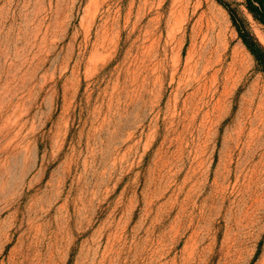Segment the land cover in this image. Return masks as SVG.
I'll return each mask as SVG.
<instances>
[{"label":"rangeland","instance_id":"obj_1","mask_svg":"<svg viewBox=\"0 0 264 264\" xmlns=\"http://www.w3.org/2000/svg\"><path fill=\"white\" fill-rule=\"evenodd\" d=\"M178 1L0 0V264H264V28Z\"/></svg>","mask_w":264,"mask_h":264},{"label":"bare ground","instance_id":"obj_2","mask_svg":"<svg viewBox=\"0 0 264 264\" xmlns=\"http://www.w3.org/2000/svg\"><path fill=\"white\" fill-rule=\"evenodd\" d=\"M178 2H179V6H178L179 8H176L177 10H175L176 12L175 14L177 15L178 13V15L181 16L182 18L188 19L187 11H188L189 0H179ZM203 15H201L200 18L198 19L199 22L198 23L196 22L197 26H195V30H194L195 34H194L193 44L196 47V45L200 43L203 48L209 49L211 52H219L221 49L225 48L227 44L223 21L214 9H210L209 13L205 17H203Z\"/></svg>","mask_w":264,"mask_h":264},{"label":"trees","instance_id":"obj_3","mask_svg":"<svg viewBox=\"0 0 264 264\" xmlns=\"http://www.w3.org/2000/svg\"><path fill=\"white\" fill-rule=\"evenodd\" d=\"M244 4L253 17L260 22L264 28V0H244ZM226 7L230 11L233 22L237 27L239 36L244 45L253 55L258 69L264 73V45L237 20L233 9L227 5Z\"/></svg>","mask_w":264,"mask_h":264}]
</instances>
